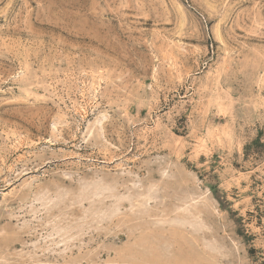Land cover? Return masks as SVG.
I'll list each match as a JSON object with an SVG mask.
<instances>
[{
    "label": "rangeland",
    "instance_id": "374dc122",
    "mask_svg": "<svg viewBox=\"0 0 264 264\" xmlns=\"http://www.w3.org/2000/svg\"><path fill=\"white\" fill-rule=\"evenodd\" d=\"M0 264H264V0H0Z\"/></svg>",
    "mask_w": 264,
    "mask_h": 264
}]
</instances>
